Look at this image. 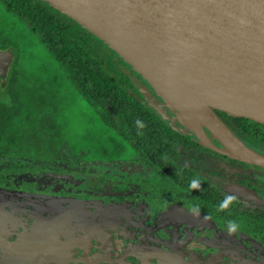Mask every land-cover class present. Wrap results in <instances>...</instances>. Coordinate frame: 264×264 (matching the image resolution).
<instances>
[{
  "label": "flooded vegetation",
  "instance_id": "flooded-vegetation-1",
  "mask_svg": "<svg viewBox=\"0 0 264 264\" xmlns=\"http://www.w3.org/2000/svg\"><path fill=\"white\" fill-rule=\"evenodd\" d=\"M133 80L151 105L150 85ZM154 111L187 141L91 159L67 143L64 159L0 185V264H264V167L202 145L178 115L181 128ZM214 112L264 155V124Z\"/></svg>",
  "mask_w": 264,
  "mask_h": 264
},
{
  "label": "trees",
  "instance_id": "trees-1",
  "mask_svg": "<svg viewBox=\"0 0 264 264\" xmlns=\"http://www.w3.org/2000/svg\"><path fill=\"white\" fill-rule=\"evenodd\" d=\"M0 49L13 52L0 86V185L67 156L62 145L73 141L63 115L69 110L64 87L94 122L92 132L74 136L72 153L91 159L114 147L142 153L151 142L187 141L155 113L133 75L145 79L129 63L46 1L0 0ZM227 116L234 125H260Z\"/></svg>",
  "mask_w": 264,
  "mask_h": 264
},
{
  "label": "water",
  "instance_id": "water-1",
  "mask_svg": "<svg viewBox=\"0 0 264 264\" xmlns=\"http://www.w3.org/2000/svg\"><path fill=\"white\" fill-rule=\"evenodd\" d=\"M43 1L114 49L199 143L264 167L214 112L264 124V0ZM12 60L0 49V73Z\"/></svg>",
  "mask_w": 264,
  "mask_h": 264
},
{
  "label": "rangeland",
  "instance_id": "rangeland-1",
  "mask_svg": "<svg viewBox=\"0 0 264 264\" xmlns=\"http://www.w3.org/2000/svg\"><path fill=\"white\" fill-rule=\"evenodd\" d=\"M10 51L12 52L11 49ZM9 67H10V64L7 66L6 70L4 69L5 71L0 73V86L4 85L6 82V72ZM54 81L56 82V79ZM63 90L66 91L69 96V98H66L67 102L65 103L66 110L68 109L69 110L66 113L65 111H63V115H65L67 118L66 130L68 131V134L71 135L69 138L72 139V141L74 142V138L76 139V137L74 136L76 135L79 136L80 132L82 131L83 132L87 131L89 133L92 132L91 129H93V126H91V124H93L94 122L92 121V119H90L91 113L85 112L82 108V104H80L79 102H76V100L73 101L72 96L69 93L70 89L67 87H64ZM147 91L152 94L151 98L153 99V102L151 103V105L154 107V109L159 110L162 116L168 119L173 125L181 128L182 126L180 124L181 122H179L180 120L178 119L177 114H175V111H173L164 100H161L159 96H157L153 92L152 89L147 87ZM86 114L88 115L86 116ZM99 154H101V150H99ZM51 185L52 183H49L48 180H44V183L42 186L45 188H48Z\"/></svg>",
  "mask_w": 264,
  "mask_h": 264
}]
</instances>
